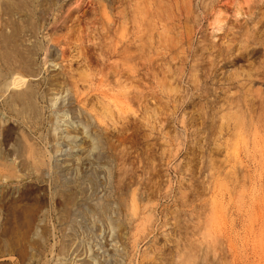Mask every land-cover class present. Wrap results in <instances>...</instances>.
Masks as SVG:
<instances>
[{
    "label": "rangeland",
    "instance_id": "374dc122",
    "mask_svg": "<svg viewBox=\"0 0 264 264\" xmlns=\"http://www.w3.org/2000/svg\"><path fill=\"white\" fill-rule=\"evenodd\" d=\"M216 1L0 0V264H264V0Z\"/></svg>",
    "mask_w": 264,
    "mask_h": 264
},
{
    "label": "bare ground",
    "instance_id": "6f19581e",
    "mask_svg": "<svg viewBox=\"0 0 264 264\" xmlns=\"http://www.w3.org/2000/svg\"><path fill=\"white\" fill-rule=\"evenodd\" d=\"M217 1H218V0H217ZM217 1H216V2H217ZM186 2H187V1H186ZM189 2H190V1H189ZM218 2H221V5H222V6H219V4H218L219 7H225V8H230V6H231L232 3H233L232 0H219ZM154 3H155V2H154ZM154 3H152V4H154ZM176 3H177V2L175 1L174 4H176ZM205 3H206V2H205ZM140 4H141V3H140ZM140 4H139V5H140ZM177 4H178V3H177ZM186 4H187V3H186ZM212 4H213V3H212ZM133 5H134V4H133ZM136 5H137V4H136ZM159 5H160V4H159ZM215 5H217V4L215 3ZM137 6H138V5H137ZM141 6H142V5H141ZM141 6H140V7H141ZM160 6H161V5H160ZM175 6H177V5H175ZM180 6H181V4H180ZM180 6H179V7H180ZM189 7H190V6H189ZM138 8H139V7H138ZM138 8H137V9H138ZM180 8H181V7H180ZM180 8H179V9H180ZM155 9H156V8H155ZM192 9H193V8H192ZM216 9H217V8H216ZM220 9H221V8H220ZM139 10H140V9H139ZM133 12H134V11H133ZM219 12H220V10H219ZM222 12H223V11H222ZM139 13H140V12H139ZM224 13H225V12H224ZM220 14L222 15V13H220ZM134 15H135V14H134ZM135 16H136V15H135ZM135 16H134V17H135ZM140 16H141V15H140ZM204 17H205V16H204ZM225 17H227V16H225ZM214 18H215V17H214ZM216 19H217V18H216ZM147 29H148V28H147ZM149 31H150V30H149ZM216 31H217V30H216ZM150 32H151V31H150ZM245 32H246V31H245ZM146 34H147V33H146ZM190 35H192V34H190ZM173 36H174V35H173ZM245 36H246V35H245ZM250 36H251V35H250ZM171 39H172V38H171ZM233 39H234V38H233ZM254 40H255V39H254ZM141 41H142V40H141ZM150 41H151V40H150ZM139 42H140V41H139ZM149 43H150V42H149ZM137 45H138V44H137ZM156 45H157V44H156ZM179 46H180V45H179ZM142 56H143V55H142ZM131 59H132V58H131ZM158 68H159V67H158ZM175 68H176V67H175ZM182 73H183V72H182ZM238 77H239V76H238ZM249 78H250V77H249ZM32 107H33V106H32ZM33 108H34V107H33ZM240 126H241V125H240ZM240 126H238V127H240ZM32 153H33V152H32ZM72 200H73V199H72ZM72 200H71V201H72ZM12 208H13V207H12ZM104 212H105V210H104ZM103 214H104V213H103ZM105 219H106V218H105ZM13 240H14V239H13ZM15 240H16V239H15ZM16 241H17V240H16ZM14 243H15V242L12 241V242H10V243L8 244V246H10L11 244H14ZM203 251H204V250H203Z\"/></svg>",
    "mask_w": 264,
    "mask_h": 264
}]
</instances>
